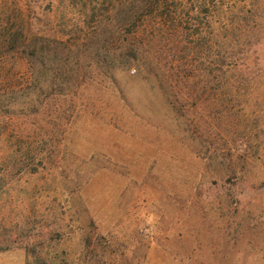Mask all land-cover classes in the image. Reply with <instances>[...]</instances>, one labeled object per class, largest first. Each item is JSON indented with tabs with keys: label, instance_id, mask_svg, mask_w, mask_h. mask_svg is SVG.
Returning a JSON list of instances; mask_svg holds the SVG:
<instances>
[{
	"label": "rangeland",
	"instance_id": "374dc122",
	"mask_svg": "<svg viewBox=\"0 0 264 264\" xmlns=\"http://www.w3.org/2000/svg\"><path fill=\"white\" fill-rule=\"evenodd\" d=\"M139 2L0 0V264H264V0Z\"/></svg>",
	"mask_w": 264,
	"mask_h": 264
},
{
	"label": "trees",
	"instance_id": "16d2710c",
	"mask_svg": "<svg viewBox=\"0 0 264 264\" xmlns=\"http://www.w3.org/2000/svg\"><path fill=\"white\" fill-rule=\"evenodd\" d=\"M139 5H140V9L142 10V11H148L149 13L151 12H153L154 10V7H156V4L154 3V4H149L148 2H144V0H140V2H139ZM240 53H242V52H240ZM243 54V53H242ZM253 54V53H252ZM255 58V57H254Z\"/></svg>",
	"mask_w": 264,
	"mask_h": 264
}]
</instances>
